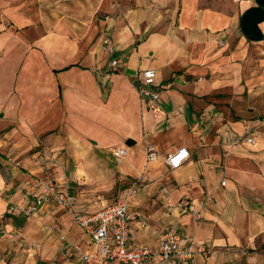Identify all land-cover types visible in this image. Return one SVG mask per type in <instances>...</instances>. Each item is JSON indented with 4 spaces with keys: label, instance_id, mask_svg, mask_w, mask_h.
Here are the masks:
<instances>
[{
    "label": "crops",
    "instance_id": "0c3cea01",
    "mask_svg": "<svg viewBox=\"0 0 264 264\" xmlns=\"http://www.w3.org/2000/svg\"><path fill=\"white\" fill-rule=\"evenodd\" d=\"M150 68L158 99L136 88L137 70ZM261 70L264 0H0V264H29L36 241L58 247L62 231L86 239L63 209L25 217L16 208L32 198L35 178L53 175L35 151L10 156L16 130L29 146L30 127L58 149L55 174L86 215L140 178L130 203L147 224L133 226L131 241L153 245L177 228L211 249L196 264H264V122L235 116L229 100ZM251 125L255 143L232 146ZM182 147L190 156L171 170L164 159ZM115 148L127 155L116 158ZM208 193L202 219L182 208Z\"/></svg>",
    "mask_w": 264,
    "mask_h": 264
},
{
    "label": "built area",
    "instance_id": "2783aa9c",
    "mask_svg": "<svg viewBox=\"0 0 264 264\" xmlns=\"http://www.w3.org/2000/svg\"><path fill=\"white\" fill-rule=\"evenodd\" d=\"M103 43L108 53L114 51L110 36H105ZM220 44L223 45V41H220ZM117 63L116 59L112 61L113 65ZM136 78V88L141 97L158 99L159 94L151 88L156 83L155 69H138ZM254 126H249L242 134L233 137L230 144L234 146L240 141L255 143ZM112 153L116 158H123L127 155V150L115 148ZM57 156L58 153L53 148L46 149L38 155L44 161L50 162L55 161ZM189 156V150L182 147L168 153L164 162L171 170H175L180 168ZM157 157V151L149 147L148 159L154 160ZM225 184L226 181L222 180L221 185ZM141 188V179L137 178L127 187L123 196L114 202L101 205L96 212L86 215L79 195L73 191L66 177L63 179L37 177L31 183L32 198L25 205L16 208L25 217L38 216L47 206L65 210L72 222L83 231L86 239L82 243L61 234L62 250L65 256L78 257L82 264H184L185 262L196 264L199 253L211 252V249L200 244L194 235L180 232L177 228L160 234L153 245L131 241L133 226L139 224L144 227L147 224L143 214L131 209L130 198L138 194ZM214 198L212 193H208L198 207L187 201L181 203V206L185 211H191L196 220H200L203 218L202 210L206 203L214 201ZM98 201H102V196H98L95 203ZM32 246L34 245L30 244V247Z\"/></svg>",
    "mask_w": 264,
    "mask_h": 264
},
{
    "label": "rangeland",
    "instance_id": "374dc122",
    "mask_svg": "<svg viewBox=\"0 0 264 264\" xmlns=\"http://www.w3.org/2000/svg\"><path fill=\"white\" fill-rule=\"evenodd\" d=\"M5 34V33H4ZM245 74H249L247 71H245ZM7 93H2L0 94V97L2 99L6 98ZM231 101L232 105L235 107V116L239 115L240 117H245L248 118V120L251 119H261V121L264 122V70H261L258 72V77L255 78V80L252 82V85H250L249 89H246L244 92H241L239 95H233L231 98H229ZM13 105H17L16 101H13ZM233 114V115H234ZM258 123L257 121L252 123L256 124ZM15 127V126H13ZM10 129V128H7ZM30 130L34 133L33 137H28V142L29 146H26L25 149L22 148V143H20L22 140L26 144V139H25V133H19L16 130V133L14 134L12 139H15V142L12 144V152L10 151V156H17L23 155V152L27 154L28 151H35L39 154H42L44 150L53 148L55 151L58 153L57 159L53 161V164H50V169L53 172V175H49L50 178H58V175L55 174L58 170H54L57 167L61 165L59 159V151L55 147V145L51 143L45 142V138L42 135H39L36 133V131L30 127ZM258 133L264 136V125L260 126L258 128ZM258 134V135H259ZM27 150V151H26ZM119 192L118 191H113L110 193V196L112 200H114L118 196ZM110 200L111 202H113ZM61 217L65 216L64 218L67 219V214L65 212H61ZM68 220L72 224H74L71 221V218L68 217ZM75 225V224H74ZM63 234L68 236L69 239L75 240L72 238L67 232L62 231ZM77 241V240H76ZM37 246H34V251L32 254H28V262L29 264L35 263L37 259H39L40 263L39 264H60L62 260H73V259H78L76 256H65L62 246L63 241L59 238L58 242L59 245L58 247L53 244V246H48L42 241H36ZM41 248V249H39ZM36 250V251H35Z\"/></svg>",
    "mask_w": 264,
    "mask_h": 264
}]
</instances>
